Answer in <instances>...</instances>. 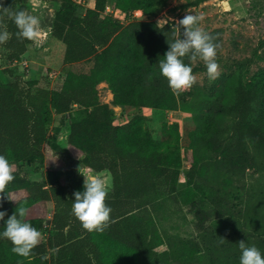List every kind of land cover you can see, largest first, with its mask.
Segmentation results:
<instances>
[{
    "label": "trees",
    "instance_id": "obj_1",
    "mask_svg": "<svg viewBox=\"0 0 264 264\" xmlns=\"http://www.w3.org/2000/svg\"><path fill=\"white\" fill-rule=\"evenodd\" d=\"M167 2L116 0L114 11L125 16H153ZM27 3L0 0L13 11H26ZM106 7L107 0H94L93 7L78 15L72 0H62L53 20L51 35L65 47L63 62L72 65L92 60L88 72L67 71L57 90L39 87L37 81L21 76L8 82L0 79V155L15 167L21 162L43 160L47 127L55 115L68 114L77 105L82 111L70 118L67 147L82 157L84 167L110 174L112 192L106 200L112 208L110 227L89 232L73 215V193L83 191L82 174L72 169L64 174L51 171L48 182H35L15 168V179L6 193L0 194L4 197L0 211L7 213L0 220V233L17 207H25L27 221L42 232L49 202L53 204L52 233L29 258L14 254L12 243L0 238V264H187L199 253L195 243L179 237L164 238L145 211L157 197L158 181L186 204L194 203L200 193L209 199L195 179L202 168L188 156V180L179 188L183 164L179 148H148L152 137L141 125L133 124L135 117L114 125L113 111L100 101L98 91V85L105 82L114 106L176 110L175 95L160 73L159 61L164 59L169 44L182 38L183 29L178 32L153 21L121 22L104 15ZM5 26L11 38L0 44V49L5 50L8 62H17L32 41L17 38L18 29L7 17ZM210 34L216 38L218 31ZM184 62L191 63L187 57ZM219 94L223 100L227 95L236 119V141L224 150L223 157L238 166L247 162L250 149L264 151V79L245 86L237 77L229 76ZM173 128L178 130L176 125Z\"/></svg>",
    "mask_w": 264,
    "mask_h": 264
},
{
    "label": "rangeland",
    "instance_id": "obj_2",
    "mask_svg": "<svg viewBox=\"0 0 264 264\" xmlns=\"http://www.w3.org/2000/svg\"><path fill=\"white\" fill-rule=\"evenodd\" d=\"M72 1L78 15L94 4V0ZM61 4L62 0H28L26 11L39 18L41 38L32 41L27 53L16 64L8 62L5 50L0 49L2 81L9 80L10 72L22 71L19 76L24 80L36 78L39 87L57 90L67 71L88 72L91 69L92 60L72 65L63 62L65 47L51 35L53 20ZM115 5L116 0H107V14L125 23L132 20L130 15L113 12ZM188 13L203 15L200 27L206 32L218 31L215 43L220 45L217 49L219 78L209 80L204 63L197 61L192 67L198 82L189 91L174 94L176 110L114 106L113 94L105 82L98 85L100 101L112 109L114 125L127 123L135 117L133 124L141 125L152 137L148 148H179L183 161L179 188H183L188 180V156L202 168L195 179L209 199L200 193L194 203L186 204L179 196L168 192L163 181H158L157 197L145 214L154 221L160 234L164 238L179 237L197 244L196 259L187 264H239L238 242L241 240L247 246H256L264 256V151L250 149L247 162L238 166L223 157L224 150L236 141V119L227 95L223 100L219 91L229 76L237 77L245 86L264 79V0H168L158 14L133 19L153 21L158 26L168 25L179 32L177 21ZM31 68L36 75L28 74L27 70ZM81 111L72 108L68 114L54 116L47 127L43 160L14 166L21 176L30 181L46 182L51 171L64 174L65 170L72 169L82 176L97 174L84 167L82 157L67 147L70 118L78 117ZM175 125L178 130L173 128ZM99 173L110 176L107 171ZM111 192L112 178L109 194ZM34 209L39 214V209ZM52 216L53 204L49 202L41 242L52 233ZM221 237L226 239L222 244L219 243Z\"/></svg>",
    "mask_w": 264,
    "mask_h": 264
},
{
    "label": "clouds",
    "instance_id": "obj_3",
    "mask_svg": "<svg viewBox=\"0 0 264 264\" xmlns=\"http://www.w3.org/2000/svg\"><path fill=\"white\" fill-rule=\"evenodd\" d=\"M5 17L16 25L17 38L29 41H37L41 38V23L37 16L25 10L13 11L11 7L0 4V44L7 43L11 38V34L6 30ZM203 18V15L188 13L177 21V27L183 29V36L169 44L164 59L159 61L160 73L167 79L174 94L179 95L189 91L197 84L198 78L193 74L192 67L197 61L204 63L209 80L214 81L221 75L220 65L217 62V49L220 45L214 42L216 40L214 36L200 27ZM185 57L191 63L186 64ZM14 171V165L5 155H0V194L6 193L7 186L15 179ZM83 176V191L73 193L75 199L72 213L85 230L103 232L112 222L110 215L112 208L106 203L111 188V177L104 173ZM3 198L0 196V200ZM7 198L11 200L8 195ZM27 212L25 207H17L6 220L4 231L0 233V238L12 243L11 251L24 258L33 255V250L42 239V233L27 221ZM6 215V212L0 211V220H4ZM225 241L226 239L221 237L219 243ZM238 244L241 250L239 264H264V256L256 246H247L244 240L239 241Z\"/></svg>",
    "mask_w": 264,
    "mask_h": 264
},
{
    "label": "crops",
    "instance_id": "obj_4",
    "mask_svg": "<svg viewBox=\"0 0 264 264\" xmlns=\"http://www.w3.org/2000/svg\"><path fill=\"white\" fill-rule=\"evenodd\" d=\"M27 53V52H26ZM25 53V54H26ZM24 54V55H25ZM23 55V56H24ZM20 61V60H19ZM18 62V61H17ZM17 62H10V63H13V64H16ZM27 71H29V73H30V76H31V74H35L36 75V71H34L32 68L31 69H28ZM26 71V72H27ZM20 74H22V71H17V72H10V74L8 75V78H9V80L8 81H10V80H12L11 78H12V76L14 77V76H19ZM23 74H24V71H23ZM1 79V78H0ZM1 81H2V79H1ZM8 81H3V82H8ZM30 81H37V79L36 78H33L32 80H30ZM38 82V81H37Z\"/></svg>",
    "mask_w": 264,
    "mask_h": 264
},
{
    "label": "built area",
    "instance_id": "obj_5",
    "mask_svg": "<svg viewBox=\"0 0 264 264\" xmlns=\"http://www.w3.org/2000/svg\"><path fill=\"white\" fill-rule=\"evenodd\" d=\"M107 11H109V8L107 7L106 8V10H105V12H104V15H109V14H107L108 12ZM113 12H115V11H113ZM123 14V13H122ZM125 16V15H124ZM134 17H138L136 14H133V15H130V18H132V20H134L133 18ZM131 21V20H130ZM121 22H123L122 20H121ZM126 22H128V21H126ZM28 74H29V71H28ZM25 78L26 77H29V76H24ZM73 107L74 108H77V105H73Z\"/></svg>",
    "mask_w": 264,
    "mask_h": 264
},
{
    "label": "bare ground",
    "instance_id": "obj_6",
    "mask_svg": "<svg viewBox=\"0 0 264 264\" xmlns=\"http://www.w3.org/2000/svg\"><path fill=\"white\" fill-rule=\"evenodd\" d=\"M28 62V61H27ZM11 65V64H10ZM24 69V68H23ZM41 243V242H40Z\"/></svg>",
    "mask_w": 264,
    "mask_h": 264
}]
</instances>
